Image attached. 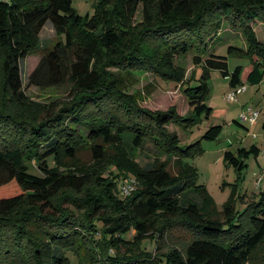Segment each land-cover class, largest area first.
I'll use <instances>...</instances> for the list:
<instances>
[{
  "label": "trees",
  "instance_id": "1",
  "mask_svg": "<svg viewBox=\"0 0 264 264\" xmlns=\"http://www.w3.org/2000/svg\"><path fill=\"white\" fill-rule=\"evenodd\" d=\"M139 5L143 18L134 27L131 20ZM96 7V15L82 17L72 0H0L1 71L12 99L21 104L27 100L20 65L39 48L38 36L47 22L60 39L43 52L28 85L68 87L70 98L61 104L52 102L42 116L18 118L0 111V264H19L1 235L11 226L33 244V264H79L74 242L81 238L76 226L83 223L59 206L72 200L73 194L85 192L92 176L63 172L60 161L75 159L86 143L102 161L107 148L133 152L146 141L175 158L179 176L172 177L164 162L155 160L148 170L135 165L131 180L138 187L123 198L117 195L123 194V178L99 177L98 191L87 193L82 201L92 218L90 234L101 235L98 247L107 253L103 263L145 264L148 259L151 264H252L254 253L264 245V194L236 217L231 204L219 211L207 188L196 184L195 171L183 162L184 157L202 152L200 142L183 148L177 131L169 126L184 129L212 115L206 104L211 71L229 78L231 88L260 85L264 45L253 26L256 20L264 22V0H100ZM223 21L246 39L245 50L229 49L230 54L251 61L245 76L242 66L229 73L226 57L208 53ZM192 49L199 53L193 64L203 72L197 78L193 71V82L185 83L186 70L177 59ZM146 70L159 80L181 85L189 103L187 115H180L176 107L151 112L124 93L134 82L133 73ZM222 132L223 127H212L205 137L216 140ZM258 152L253 146L239 150V156L226 152L224 159L241 173L247 166L243 157ZM168 224L185 233L187 246L155 256L145 251L147 242L157 249ZM32 225L36 230L29 235ZM128 243L136 246V253L110 255L111 249Z\"/></svg>",
  "mask_w": 264,
  "mask_h": 264
},
{
  "label": "rangeland",
  "instance_id": "2",
  "mask_svg": "<svg viewBox=\"0 0 264 264\" xmlns=\"http://www.w3.org/2000/svg\"><path fill=\"white\" fill-rule=\"evenodd\" d=\"M100 0H72L73 7L82 17H93L97 13V4ZM143 7L139 5L134 16L132 17V25L136 27L142 21ZM254 31L257 38L264 45V22L256 20ZM211 39L208 53L216 51L218 56H224L228 60L229 73H232L238 66L244 68L243 76H245L248 68H251V61L243 55L230 54V47L240 49L247 48L245 37L240 31L234 30L228 22L223 21L218 32ZM60 36L56 33L51 22H47L38 36L39 48L31 53L21 62V76L23 80V92L26 97L25 103H17L10 92L4 85L3 75L1 71L2 57L0 54V111L11 114L12 116L27 117L39 114L42 116L46 107L52 102L59 104L67 102L69 98L68 87L55 88H39L28 85V76L38 64L43 52L52 48ZM199 54L196 49H192L186 57L177 59L179 65L185 68V83L192 81L193 71H197V78L202 75V68L193 64L194 55ZM207 55V54H206ZM205 56V55H204ZM206 58V57H205ZM204 58V59H205ZM264 62V52L263 59ZM114 71L113 68H108ZM134 82L131 86L124 90V93L138 106L151 112L167 111L171 107H176L180 115L189 113V103L184 96L181 85H175L169 81L157 79L150 70L133 73ZM210 91L207 96L206 104L213 109L212 115L207 119L203 116L196 123L187 128L181 129L178 126L170 125V131H177L180 138V145L185 148L196 142H200L202 152L190 157H184L183 162L190 165L195 171V181L197 185H204L209 194L214 199L219 211H222L227 204H231L234 208L235 217L245 212L252 204L259 202L264 194V79L260 85H249L245 83L246 91L238 95L236 101L226 99V95L231 90L229 78H225L218 71H211L209 77ZM248 108L261 111L259 121L255 126L240 121V114ZM212 127H223V132L216 140L207 139L206 133ZM255 146L259 149L257 155L249 154L243 157L246 168L242 172H238L233 166L225 162V153L232 152L235 156H239V150H251ZM106 158L98 161L92 154L91 144L86 143L77 153L75 159L64 158L60 161V170L63 172L87 173L92 176V183L89 184L85 192L81 194H73L70 201H63L60 209L69 210L74 213L75 220L83 224L76 226V232L80 233L81 238L76 240V250L80 255L79 264H104L103 259L107 253H101L98 245L100 244V234L95 236L90 234L92 218H89L82 199L86 198L87 193L98 191L99 177L105 176L118 181L123 178V184L130 182L135 177L131 174V170L135 165L143 169H151L155 166V160L164 162L167 171L172 177L179 176V167L175 163V158L165 155L161 151H157L153 142L146 141L140 148L129 152L125 147H110L106 150ZM122 168V170L120 169ZM119 169V171H118ZM82 171V172H79ZM33 173L39 174L36 169ZM118 173V174H117ZM125 173H129L125 175ZM261 177V181L258 183ZM130 184V183H129ZM128 192L117 195L129 197L138 187L137 181L131 182V185L124 186ZM69 194H72L71 191ZM67 193V192H66ZM60 195L55 201L59 204ZM68 194V195H69ZM193 194V193H192ZM78 198V201L74 198ZM124 197V198H125ZM22 211L24 207L21 208ZM19 210L18 212H20ZM111 212L108 213V216ZM111 220V218H108ZM107 219V220H108ZM158 224H162V220H158ZM29 228V235H34L36 228L32 225ZM15 226L5 228L2 232V238L5 243L10 245L13 255L19 261V264H33L31 251L33 244L27 239L25 234H16ZM33 232V234H31ZM24 238V240H23ZM31 238V237H30ZM132 239V233L126 237ZM189 238L185 233L176 228L173 224L166 226L163 241L160 242L156 249V244L147 242L143 249L153 256L165 253L173 248L183 249L187 246ZM261 251L254 253L252 264H264V245ZM136 253V246L132 243L123 244L117 249H111L110 255L130 256ZM74 263L75 257L71 253L67 255ZM148 260V259H146ZM145 264H151L147 262Z\"/></svg>",
  "mask_w": 264,
  "mask_h": 264
},
{
  "label": "built area",
  "instance_id": "3",
  "mask_svg": "<svg viewBox=\"0 0 264 264\" xmlns=\"http://www.w3.org/2000/svg\"><path fill=\"white\" fill-rule=\"evenodd\" d=\"M246 91V87L244 85L242 86H238L236 88V90H231L227 93L226 95V99L227 100H230V101H236L238 99V95L242 92H245ZM260 113L261 111L259 110H256V109H252V108H248L246 109L245 111H243L239 116H240V121L242 123H248L249 125L251 126H254L257 124V122L259 121V117H260ZM263 175H264V169H263ZM261 181V177L258 181V183ZM131 182L133 183L134 181L130 180V182H125L124 185L121 186V189L123 191V194L124 192H128V189H124L125 185L126 186H130L131 185ZM130 183V184H129Z\"/></svg>",
  "mask_w": 264,
  "mask_h": 264
},
{
  "label": "crops",
  "instance_id": "4",
  "mask_svg": "<svg viewBox=\"0 0 264 264\" xmlns=\"http://www.w3.org/2000/svg\"><path fill=\"white\" fill-rule=\"evenodd\" d=\"M260 116H261V113H260ZM260 118V117H259ZM255 126V125H254Z\"/></svg>",
  "mask_w": 264,
  "mask_h": 264
}]
</instances>
